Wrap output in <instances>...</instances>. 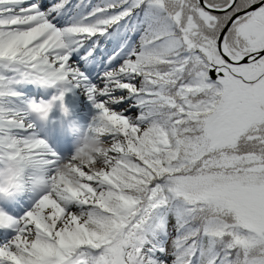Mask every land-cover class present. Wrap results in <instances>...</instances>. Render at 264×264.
<instances>
[{
  "label": "snow or ice",
  "instance_id": "1",
  "mask_svg": "<svg viewBox=\"0 0 264 264\" xmlns=\"http://www.w3.org/2000/svg\"><path fill=\"white\" fill-rule=\"evenodd\" d=\"M0 198V264H264V0H0Z\"/></svg>",
  "mask_w": 264,
  "mask_h": 264
},
{
  "label": "rangeland",
  "instance_id": "2",
  "mask_svg": "<svg viewBox=\"0 0 264 264\" xmlns=\"http://www.w3.org/2000/svg\"><path fill=\"white\" fill-rule=\"evenodd\" d=\"M51 91L49 90V95H51ZM67 94L71 104L72 115L65 120H60L62 122H53V120H58L54 107L50 112L48 121L43 125V132L41 134H47L50 142H59L61 150H66L70 154L76 140V133L73 131V126H86L93 114V109L86 96L79 89H73L67 92ZM4 203L3 198H0V206H3ZM27 206L29 205L25 204L24 207ZM23 210L25 209L19 208V211L22 212ZM0 231L3 230L0 229Z\"/></svg>",
  "mask_w": 264,
  "mask_h": 264
},
{
  "label": "clouds",
  "instance_id": "3",
  "mask_svg": "<svg viewBox=\"0 0 264 264\" xmlns=\"http://www.w3.org/2000/svg\"><path fill=\"white\" fill-rule=\"evenodd\" d=\"M73 146L74 157L82 162L88 163L94 159H100V153H102L107 145L95 134H88L82 132ZM58 175H60L66 183L72 187L78 186V179L70 170L68 164L64 163L58 167Z\"/></svg>",
  "mask_w": 264,
  "mask_h": 264
}]
</instances>
